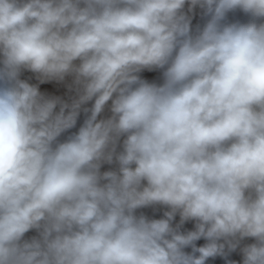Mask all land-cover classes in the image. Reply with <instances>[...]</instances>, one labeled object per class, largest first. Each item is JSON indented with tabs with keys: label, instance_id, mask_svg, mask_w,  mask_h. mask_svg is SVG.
Masks as SVG:
<instances>
[{
	"label": "clouds",
	"instance_id": "obj_1",
	"mask_svg": "<svg viewBox=\"0 0 264 264\" xmlns=\"http://www.w3.org/2000/svg\"><path fill=\"white\" fill-rule=\"evenodd\" d=\"M0 264H264V0H0Z\"/></svg>",
	"mask_w": 264,
	"mask_h": 264
},
{
	"label": "crops",
	"instance_id": "obj_2",
	"mask_svg": "<svg viewBox=\"0 0 264 264\" xmlns=\"http://www.w3.org/2000/svg\"><path fill=\"white\" fill-rule=\"evenodd\" d=\"M42 87L48 88L50 91L52 90V92L55 90L56 93H59L61 91L57 86H54V85H45ZM57 90H59V91H57Z\"/></svg>",
	"mask_w": 264,
	"mask_h": 264
},
{
	"label": "bare ground",
	"instance_id": "obj_3",
	"mask_svg": "<svg viewBox=\"0 0 264 264\" xmlns=\"http://www.w3.org/2000/svg\"><path fill=\"white\" fill-rule=\"evenodd\" d=\"M54 90V89H53ZM52 91V90H51ZM57 91H59V90H57ZM53 92H55V90L53 91Z\"/></svg>",
	"mask_w": 264,
	"mask_h": 264
}]
</instances>
